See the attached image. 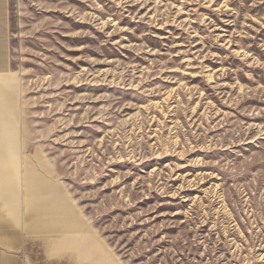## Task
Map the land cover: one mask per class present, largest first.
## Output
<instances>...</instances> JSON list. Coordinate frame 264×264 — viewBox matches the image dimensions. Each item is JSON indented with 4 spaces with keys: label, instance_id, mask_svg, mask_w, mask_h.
Listing matches in <instances>:
<instances>
[{
    "label": "rangeland",
    "instance_id": "374dc122",
    "mask_svg": "<svg viewBox=\"0 0 264 264\" xmlns=\"http://www.w3.org/2000/svg\"><path fill=\"white\" fill-rule=\"evenodd\" d=\"M9 15L36 149L17 177L30 164L66 185L112 264H264V0H11Z\"/></svg>",
    "mask_w": 264,
    "mask_h": 264
},
{
    "label": "crops",
    "instance_id": "0c3cea01",
    "mask_svg": "<svg viewBox=\"0 0 264 264\" xmlns=\"http://www.w3.org/2000/svg\"><path fill=\"white\" fill-rule=\"evenodd\" d=\"M10 3L0 0V264H112L88 237L86 218L66 185L30 164L25 180L17 177L19 154L36 149L21 143L17 128L20 84L11 72Z\"/></svg>",
    "mask_w": 264,
    "mask_h": 264
}]
</instances>
